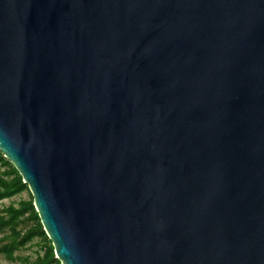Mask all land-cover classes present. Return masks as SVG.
Here are the masks:
<instances>
[{"label":"water","instance_id":"95a60500","mask_svg":"<svg viewBox=\"0 0 264 264\" xmlns=\"http://www.w3.org/2000/svg\"><path fill=\"white\" fill-rule=\"evenodd\" d=\"M0 152L60 264H264V0H0Z\"/></svg>","mask_w":264,"mask_h":264},{"label":"trees","instance_id":"16d2710c","mask_svg":"<svg viewBox=\"0 0 264 264\" xmlns=\"http://www.w3.org/2000/svg\"><path fill=\"white\" fill-rule=\"evenodd\" d=\"M22 193H28L27 200H20L17 205L14 203L1 205L4 200H10ZM35 239L41 242V254H37L33 260L16 256L17 252L26 249ZM0 257L11 264H60L42 228L27 185L1 152Z\"/></svg>","mask_w":264,"mask_h":264},{"label":"rangeland","instance_id":"374dc122","mask_svg":"<svg viewBox=\"0 0 264 264\" xmlns=\"http://www.w3.org/2000/svg\"><path fill=\"white\" fill-rule=\"evenodd\" d=\"M28 199V193H22L10 200H4L1 205L2 206H7L11 203H14L15 205H17V203L20 201V200H27ZM40 245H41V242L38 240V239H35L31 244H29L27 246L26 249H23L19 252L16 253V256L20 257V258H30L31 260H33L37 254H41V248H40ZM0 262L6 264H11L5 260H3L1 257H0ZM12 264H16V263H12Z\"/></svg>","mask_w":264,"mask_h":264}]
</instances>
